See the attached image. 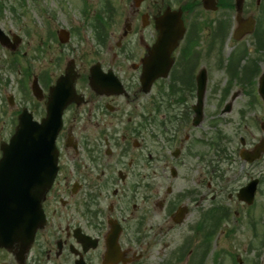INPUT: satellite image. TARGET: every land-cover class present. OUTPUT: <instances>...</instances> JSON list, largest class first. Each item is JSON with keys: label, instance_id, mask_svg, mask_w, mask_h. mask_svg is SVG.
<instances>
[{"label": "flooded vegetation", "instance_id": "af4514ba", "mask_svg": "<svg viewBox=\"0 0 264 264\" xmlns=\"http://www.w3.org/2000/svg\"><path fill=\"white\" fill-rule=\"evenodd\" d=\"M61 2L0 20V158L21 122L56 152L32 242L0 264H264L236 198L264 180V154L245 160L264 143V0H142L119 22ZM186 232L216 235L210 258L186 261Z\"/></svg>", "mask_w": 264, "mask_h": 264}, {"label": "water", "instance_id": "95a60500", "mask_svg": "<svg viewBox=\"0 0 264 264\" xmlns=\"http://www.w3.org/2000/svg\"><path fill=\"white\" fill-rule=\"evenodd\" d=\"M204 3L206 0H203ZM211 2V0H208ZM207 7H211L206 2ZM27 137H31V133H26ZM23 141V140H20ZM22 149H16L14 156L4 153V158L1 161L0 183L7 186H0V200H11L10 205L13 206L10 219L12 232L22 234L24 230L30 229L33 233L37 226L36 216L39 213V202L42 198L46 186L43 184V179L46 174L40 169L39 163L42 159L50 156L52 149L51 140L30 138L22 143ZM47 159V158H46ZM8 176L10 178H8ZM8 188V189H7ZM255 190V183L249 184L242 189L238 195L239 199L247 201L252 199ZM250 204L251 202H247Z\"/></svg>", "mask_w": 264, "mask_h": 264}, {"label": "rangeland", "instance_id": "374dc122", "mask_svg": "<svg viewBox=\"0 0 264 264\" xmlns=\"http://www.w3.org/2000/svg\"><path fill=\"white\" fill-rule=\"evenodd\" d=\"M25 1L24 2V5L25 6H28L29 9L32 8V6H34V3L32 0H23ZM89 7H92V8H95V9H99L102 4L107 1V2H110V4L115 7V12H114V16L116 17L115 20L117 22H119V19L122 21L123 19V16H124V13L125 12H128L126 11L128 8H130L131 5H133L132 3V0H86ZM2 3H4V6H5V11L3 13V19L1 20L2 22H7V19L6 17L8 16V10L9 8L13 7V5L15 6H18V4L20 3V0H1ZM80 3V0H71V3L69 4V6H66V7H72V8H76V7H79L81 6L79 3ZM51 5V3H50ZM62 5V4H61ZM135 7V6H134ZM69 18H72L75 20V17H78L77 14H72V15H65ZM256 138H258L260 135L256 134ZM190 163L193 164L195 163L196 160H194L193 158L189 159ZM260 168L259 167H256L255 170H254V173H256V171H259ZM187 186H191L190 184H187ZM254 210L259 213V215H257L256 217V220L259 221L261 223L262 219L264 218V180L263 182L260 184V186H258V190H257V193H256V196H255V199H254ZM259 227H261L259 229ZM264 229V225L263 226H258V231H262ZM260 234V232H259ZM193 235L186 232V241L192 237ZM247 237L243 236V235H237V238L234 240V242L236 243H244L247 241ZM252 241V240H251ZM257 239H254L253 242L254 243H257ZM195 244H198L199 243V236H196V240L193 239L192 243ZM197 251V250H196ZM214 247L210 249V251L208 252L207 256L208 258L211 257V255L214 253ZM252 253H255V254H258V251L255 250L254 252ZM262 251H260V254L262 256ZM190 255V256H189ZM188 255V258L186 260H190L193 253L190 252V254ZM250 257L252 258L253 255L250 254Z\"/></svg>", "mask_w": 264, "mask_h": 264}]
</instances>
